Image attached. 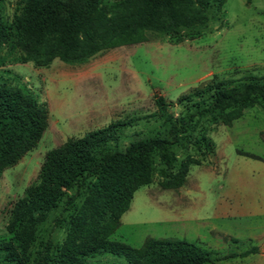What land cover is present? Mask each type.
Segmentation results:
<instances>
[{
	"label": "rangeland",
	"instance_id": "1",
	"mask_svg": "<svg viewBox=\"0 0 264 264\" xmlns=\"http://www.w3.org/2000/svg\"><path fill=\"white\" fill-rule=\"evenodd\" d=\"M100 1L108 5L106 16L126 10L123 0ZM224 1L222 12L196 37L177 41L146 32L141 41L105 49L75 64L58 58L47 65L22 59L11 29L0 47V83L25 85L45 105L47 127L32 149L0 172V242L10 237L11 210L38 182L47 151L116 121L124 125L108 143L110 149L123 150L151 136L170 140V125L157 110V96L163 97L167 113L179 125L200 108L215 82L231 79L237 84L245 76L264 74V0ZM20 7V0H0L8 27ZM192 120V130L183 136L197 147L184 143L183 136L171 145L173 171L187 156L197 161L189 166L183 184L160 187L158 170L163 165L153 154L151 182L133 192L110 239L139 247L147 238H176L200 246L212 257L257 247L258 252L210 264H264V107H248L229 124L208 123L195 114ZM203 132L210 147L204 145ZM85 196L74 199V206L61 199L48 213L37 228L31 256L46 249L48 264H57L64 249L69 253L80 242L70 233L69 221ZM77 264L128 263L102 250L82 256Z\"/></svg>",
	"mask_w": 264,
	"mask_h": 264
},
{
	"label": "trees",
	"instance_id": "2",
	"mask_svg": "<svg viewBox=\"0 0 264 264\" xmlns=\"http://www.w3.org/2000/svg\"><path fill=\"white\" fill-rule=\"evenodd\" d=\"M20 2L11 28L0 13V47L9 40L12 29L22 59L47 65L54 58L68 64L82 63L105 49L141 41L146 32L174 36L177 41L196 37L222 12L225 1L123 0L125 12L110 16L105 15L108 5L100 0ZM239 81L215 82L200 108L179 125L167 113L163 97L157 96V110L170 125V140L151 136L133 141L123 150L110 149L108 143L116 140L119 127L124 125L116 121L82 137L69 138L47 151L38 182L25 190L11 210L10 237L0 242V263L48 264L51 258L46 249L31 256V246L38 238L37 228L61 199L74 206V199L82 194L86 195L84 202L69 221L70 233L79 237L80 242L73 244L69 253L64 249L57 264H77L82 256L102 250L123 256L128 264H210L258 252L256 247L212 257L200 246L176 238H147L139 247L110 239L133 192L151 182L153 154L163 165L158 170L160 187L177 188L183 184L189 166L197 161L187 156L173 171L175 157L171 145L192 130L194 114L208 123L229 124L248 107H264V74L245 76ZM46 127V107L25 85L0 83V172L32 149ZM183 137L184 143H191ZM201 138L206 147L212 145L204 132ZM191 144L197 147L196 142ZM16 248L18 253L14 252Z\"/></svg>",
	"mask_w": 264,
	"mask_h": 264
}]
</instances>
